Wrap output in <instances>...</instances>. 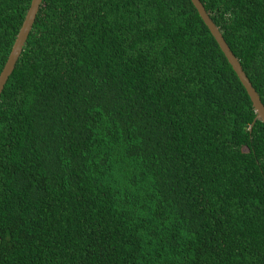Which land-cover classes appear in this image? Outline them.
<instances>
[{
	"label": "trees",
	"instance_id": "obj_1",
	"mask_svg": "<svg viewBox=\"0 0 264 264\" xmlns=\"http://www.w3.org/2000/svg\"><path fill=\"white\" fill-rule=\"evenodd\" d=\"M32 0H0V73ZM264 103V0H201ZM191 0H43L0 96V264H264V122Z\"/></svg>",
	"mask_w": 264,
	"mask_h": 264
},
{
	"label": "water",
	"instance_id": "obj_2",
	"mask_svg": "<svg viewBox=\"0 0 264 264\" xmlns=\"http://www.w3.org/2000/svg\"><path fill=\"white\" fill-rule=\"evenodd\" d=\"M194 6L197 8L200 16L204 20L205 24L210 29L212 35L215 37L216 41L218 42L221 50L224 52L225 56L227 57L229 63L232 65L234 71L238 75L239 79L241 80L242 84L246 88L251 101L253 103V107L256 113V117L251 125V128L255 125L256 121L264 122V103L260 97V94L253 86L251 80L249 79L248 75L243 69V66L239 60V58L234 54L231 47L227 43L225 37L223 36L220 28L214 22L211 15L206 10L204 4L201 0H191ZM43 0H32L30 7L26 13L25 19L23 24L17 34L11 52L8 56V59L4 65L3 70L0 73V96L5 88V85L13 73L18 60L20 59L24 47L26 46L27 40L30 36V33L33 29L34 23L36 21L38 12L40 10L41 4Z\"/></svg>",
	"mask_w": 264,
	"mask_h": 264
}]
</instances>
